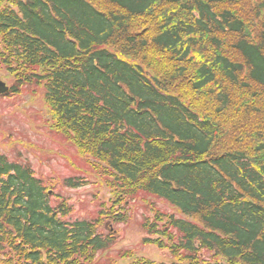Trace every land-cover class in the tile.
I'll return each mask as SVG.
<instances>
[{
    "label": "trees",
    "instance_id": "16d2710c",
    "mask_svg": "<svg viewBox=\"0 0 264 264\" xmlns=\"http://www.w3.org/2000/svg\"><path fill=\"white\" fill-rule=\"evenodd\" d=\"M0 67L120 181L112 212L71 220L0 154V263L113 264L100 227L141 193L188 218L156 208L143 241L175 259L130 264H264V0H0Z\"/></svg>",
    "mask_w": 264,
    "mask_h": 264
},
{
    "label": "rangeland",
    "instance_id": "374dc122",
    "mask_svg": "<svg viewBox=\"0 0 264 264\" xmlns=\"http://www.w3.org/2000/svg\"><path fill=\"white\" fill-rule=\"evenodd\" d=\"M109 49L113 51V48ZM0 79L10 87L15 80L1 67ZM54 124L55 118L46 101L43 86H26L21 93L0 95V154L32 166L36 176L52 189V202L55 205L65 198L71 211L69 219L90 220L101 215V212H112L120 181L106 172L104 162L79 151L70 139L52 130ZM68 178L80 181L81 185L66 186ZM128 198L123 209L127 212L125 221L116 223L107 220L100 227L104 234L116 230L117 241L110 249L101 252L97 259L113 264H130L138 258L170 263L175 257L168 247L144 243L143 239L148 235L143 224L147 217H154L156 208L187 216L165 199L153 195L139 193L137 198ZM125 250H132L134 255L122 258L120 255ZM205 256L209 257L207 253Z\"/></svg>",
    "mask_w": 264,
    "mask_h": 264
},
{
    "label": "water",
    "instance_id": "95a60500",
    "mask_svg": "<svg viewBox=\"0 0 264 264\" xmlns=\"http://www.w3.org/2000/svg\"><path fill=\"white\" fill-rule=\"evenodd\" d=\"M9 89L8 84L0 79V95L7 93Z\"/></svg>",
    "mask_w": 264,
    "mask_h": 264
}]
</instances>
